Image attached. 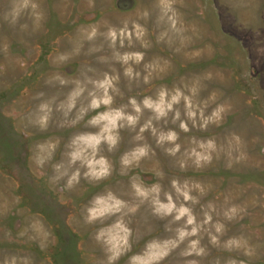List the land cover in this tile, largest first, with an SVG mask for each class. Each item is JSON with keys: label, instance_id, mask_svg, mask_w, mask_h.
I'll list each match as a JSON object with an SVG mask.
<instances>
[{"label": "rangeland", "instance_id": "1", "mask_svg": "<svg viewBox=\"0 0 264 264\" xmlns=\"http://www.w3.org/2000/svg\"><path fill=\"white\" fill-rule=\"evenodd\" d=\"M45 19L38 29L31 27L32 21L26 11L17 25L4 21L13 0H0V260L6 257H28L31 264H103L105 253L95 239V233L110 225L116 217H105L94 224L84 221L86 209L94 197L113 191L120 198L139 203L131 188L135 178L145 185L160 183L165 192H172L171 181L187 180L199 183L205 194L199 203L190 207L198 220H203V211H210L212 221L227 226V240L233 236H244L254 248L252 257L242 251H225L209 243L202 233V245L208 250L203 257L182 256L187 241L172 250L160 264H227L230 259L243 260L245 264H264V0H172L177 12V28L173 32L166 21L159 20L160 0H36ZM167 2V0H165ZM148 10L150 16L144 23L149 30L152 46L145 50L136 44L131 50L145 51V62L153 58L170 61V67L161 78L145 85L142 81L129 82L121 78L120 88L124 98L116 104L126 103L129 96L138 99L154 95L161 86L172 88L181 81L191 84L200 78L201 92L196 99H206L215 92L216 101H209L208 114L218 103L231 105L223 123L217 127L209 125L207 130L192 128L180 132L178 141L182 147L175 157L167 155L155 144L154 138L145 133L154 155L143 159L138 167L121 175L120 156L134 147L135 132L121 130V142L111 153L104 154L113 162L111 176L100 181L89 182L81 178L72 189L64 187L65 181L53 183L52 164L64 159L66 145L72 136L82 132H93L86 121L94 112L88 113L75 127H58L62 119L54 113L53 121L46 131L29 123L38 100V92L45 99L63 98L68 88L47 86L45 80L55 73L69 79L79 78L89 65L100 74L109 69L108 64L98 63L96 56L110 55L107 44L101 37L92 42L105 44L104 51L92 56L83 52L65 63H54L60 53L69 52L79 41V30L92 24L121 26L124 20H134ZM27 23L26 30L20 28ZM102 30L103 27H102ZM168 31V41L157 43L161 32ZM183 38L184 43H181ZM90 45L85 43L84 52ZM127 50V49H126ZM200 51L199 57L193 53ZM117 69L120 66L114 65ZM143 71V65L139 66ZM211 72V80H203ZM98 111H103V108ZM148 113H145V119ZM143 123V120H141ZM170 127L178 126L169 125ZM191 127V125H189ZM138 131V128H137ZM237 134L242 140L244 158L228 167L226 138ZM214 138L224 151L210 165L196 168L191 161L185 169L179 167L186 160L185 150L192 147L191 138ZM60 143L51 161L38 169L33 162L36 145L49 139ZM236 153H233V157ZM162 171L163 179L156 173ZM163 198V197H162ZM237 205L244 211L231 222L224 219V211ZM131 221V251L121 256L116 264H128L129 257L142 253L151 240H165L174 235L166 231L171 217L161 220L152 214L150 203L141 205ZM183 221L178 222L182 224ZM178 225H172L176 227Z\"/></svg>", "mask_w": 264, "mask_h": 264}, {"label": "clouds", "instance_id": "2", "mask_svg": "<svg viewBox=\"0 0 264 264\" xmlns=\"http://www.w3.org/2000/svg\"><path fill=\"white\" fill-rule=\"evenodd\" d=\"M160 8L159 20L166 21L173 32L180 34L181 29L177 28L178 14L172 0L167 2L160 0ZM26 11L32 21L31 27L34 30L41 27L45 15L36 0H13L10 11L4 14L3 19L15 26ZM149 16L148 10H144L137 15L136 19L124 20L119 27L107 23L103 26L92 24L84 27L79 30L80 39L71 51L60 53L55 57L54 63H65L74 56L81 55L82 52L88 56L102 53L104 43L92 44L98 37L106 42L110 50V55L96 56L98 63L109 65V69L100 74H97L96 69L89 65L79 78L69 79L60 73H55L45 80L47 86L67 87L69 90L63 98L54 96L45 99L44 92H38L34 97L39 103L34 113L30 115L29 123L41 131L48 129L53 121L54 113L61 114L62 119L58 122V127L61 128L75 127L85 119L88 113H95L86 121V126L95 131L72 136L66 145L64 159L52 164L54 175L50 177V180L53 183L64 180V187L72 189L79 184L82 177L89 182H98L111 176L114 165L104 151L111 153L118 148L122 139L121 130L129 129L136 133L133 136L134 147L124 152L119 160L120 174L126 175L127 170L138 167L143 159L154 155L152 146L144 135L146 132L154 138L157 147L163 149L167 155L175 157L182 147L178 142L180 132L188 133L192 128L205 131L209 125L219 127L231 110L230 104L218 103L210 113L205 114L209 107L208 102L216 101V94L213 92L206 99H196L202 90L200 78L193 80L191 84L181 81L180 85H174L172 88L161 86L154 95L143 96L140 99L129 96L126 103L116 104L117 98H124L120 88L122 77L129 82L128 90L131 91L133 82L142 81L143 84L148 85L154 78H161V75L170 67V61L164 58L157 57L145 62V51L131 50L136 44L145 50L152 46L151 40L148 39L149 30L144 23L140 22L147 21ZM28 27L27 23L20 25L22 30ZM167 38L166 30L159 34L157 43H170ZM185 39L187 38L181 40L182 44ZM85 43L90 45L86 52H84ZM200 55V51L193 53L194 57ZM117 64L120 66L119 69L114 66ZM141 65H143V71L139 70ZM212 78L213 74L209 72L202 79L207 81ZM101 108L103 111H98ZM145 113H148L146 119ZM169 125L178 126L179 131L176 127ZM59 143L57 138L36 145L33 162L38 169H42L53 159ZM190 143L193 146L186 149L184 153L187 159L179 162L182 170L188 166V161H191L196 168L210 165L214 157L218 159L220 152L224 151L223 146L218 145L214 138L193 137ZM242 143L241 137L237 134L226 138L228 167H231L233 162H239L244 158ZM234 152L235 157H233ZM156 175L160 179L164 177L162 171L157 172ZM131 188L139 203H131L120 198L113 191L107 190L104 194L94 197L86 209L84 221L87 224H94L105 217H116L113 223L100 228L94 235L95 241L102 246L105 253L103 264H116L121 256L131 251L132 228L128 217L135 215L145 203H150L152 214L159 219L171 217L165 230L173 232L174 235L165 240L149 241L142 253L129 257L128 264H160L172 250L185 241L187 246L181 253L182 256H206L208 250L202 245V233L207 234L212 246L223 247L228 252L242 251L247 257L255 254L254 248L244 236H233L222 240L227 231V226L222 221L217 220L211 224V229L207 227L212 221L210 211L215 210L212 204L208 205L210 211H203V220H198L194 209L189 204H198L199 196L205 194V188L201 184L173 179L171 188L175 196L172 192H165L158 182L145 185L143 181L134 178L131 181ZM194 192L199 193V196L193 195ZM243 211L241 207L232 205L224 211L223 216L225 220L231 222L238 219ZM181 221L183 223L178 224ZM172 225L178 226L173 228ZM0 264H31V261L28 257L11 256L0 260ZM189 264H199V261L192 260ZM215 264H220L219 259ZM227 264H245V261L230 259Z\"/></svg>", "mask_w": 264, "mask_h": 264}]
</instances>
